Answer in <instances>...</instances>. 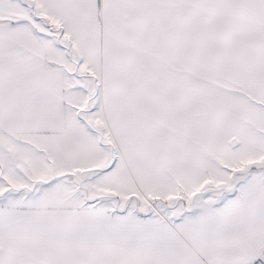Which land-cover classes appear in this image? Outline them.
I'll return each instance as SVG.
<instances>
[{"label":"snow or ice","instance_id":"snow-or-ice-1","mask_svg":"<svg viewBox=\"0 0 264 264\" xmlns=\"http://www.w3.org/2000/svg\"><path fill=\"white\" fill-rule=\"evenodd\" d=\"M0 264H264V0H0Z\"/></svg>","mask_w":264,"mask_h":264}]
</instances>
